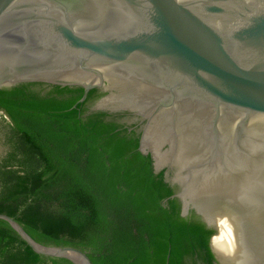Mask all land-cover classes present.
<instances>
[{"label": "water", "instance_id": "1", "mask_svg": "<svg viewBox=\"0 0 264 264\" xmlns=\"http://www.w3.org/2000/svg\"><path fill=\"white\" fill-rule=\"evenodd\" d=\"M32 79L79 82L78 117L144 158L170 264H264V0H0V85Z\"/></svg>", "mask_w": 264, "mask_h": 264}, {"label": "trees", "instance_id": "2", "mask_svg": "<svg viewBox=\"0 0 264 264\" xmlns=\"http://www.w3.org/2000/svg\"><path fill=\"white\" fill-rule=\"evenodd\" d=\"M80 84L0 85V212L35 240L82 249L92 264H170L177 231L144 158L77 115ZM0 264H74L34 251L0 217Z\"/></svg>", "mask_w": 264, "mask_h": 264}, {"label": "flooded vegetation", "instance_id": "3", "mask_svg": "<svg viewBox=\"0 0 264 264\" xmlns=\"http://www.w3.org/2000/svg\"><path fill=\"white\" fill-rule=\"evenodd\" d=\"M62 82H74V83H79V82H76L75 80L71 79V80H64ZM80 84V83H79Z\"/></svg>", "mask_w": 264, "mask_h": 264}, {"label": "bare ground", "instance_id": "4", "mask_svg": "<svg viewBox=\"0 0 264 264\" xmlns=\"http://www.w3.org/2000/svg\"><path fill=\"white\" fill-rule=\"evenodd\" d=\"M78 76H82V75H78Z\"/></svg>", "mask_w": 264, "mask_h": 264}]
</instances>
